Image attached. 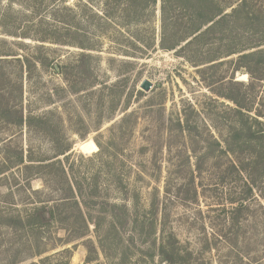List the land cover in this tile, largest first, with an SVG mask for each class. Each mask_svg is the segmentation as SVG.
<instances>
[{
  "label": "rangeland",
  "instance_id": "rangeland-1",
  "mask_svg": "<svg viewBox=\"0 0 264 264\" xmlns=\"http://www.w3.org/2000/svg\"><path fill=\"white\" fill-rule=\"evenodd\" d=\"M58 1L0 0V107L10 100L31 116L17 125L0 115V162L10 159L0 194L13 192L0 222L14 226L0 228V264H264V162L238 173L212 158L223 108L212 89L231 73V56L212 66L220 41L211 31L161 49L159 3L127 23L87 17V0L65 1L76 11L72 43L40 40L52 37ZM102 1L87 2L101 11ZM242 16L235 24L248 23ZM251 21L232 33L263 36V16ZM20 183L49 195L55 211L40 231L24 221L33 203ZM37 249L46 251L27 258Z\"/></svg>",
  "mask_w": 264,
  "mask_h": 264
},
{
  "label": "trees",
  "instance_id": "trees-1",
  "mask_svg": "<svg viewBox=\"0 0 264 264\" xmlns=\"http://www.w3.org/2000/svg\"><path fill=\"white\" fill-rule=\"evenodd\" d=\"M59 1L64 2L58 9L54 10L55 4L51 6L49 34L51 33L52 37L42 36L40 40L50 39L53 43L70 44L72 40L69 36L70 29L67 27L68 20L76 11L73 5L65 4L66 0ZM87 1L86 4L82 3L83 8L91 12L87 17L97 16L105 19L118 17L127 23L141 20L150 10L155 12V6L159 3V47L165 50L181 49L186 44L201 40L212 31V41H220V45L212 53V66L223 63V60L218 61L219 57L231 56L225 60L231 68L230 75L219 78L216 88L212 89L218 98L223 99L220 102L223 106L222 110L213 118L212 158L224 157L229 162V167L238 173L245 171V167L251 162L261 164L264 162V35L258 36V30L253 29L251 32L249 30L246 32L247 36L232 33L233 29L237 31L240 27V29L251 27L249 25L253 22L251 20L255 21L262 16L264 18V0H103L101 11ZM116 13L119 15L116 16ZM241 16L249 19L246 25L235 24ZM80 46L86 48L82 44ZM85 55L87 54L81 52L80 57L84 58ZM16 59L19 61V58ZM27 64L29 69V62L26 59ZM240 70L247 75V80L243 81L235 77V73ZM18 86L19 92H22V82ZM2 95L4 94L0 91V96ZM11 103L10 100L3 103L0 107V115L15 114V119L11 116L6 119L7 123L21 125L27 122L31 116H24L21 105L17 107ZM9 160L4 159L0 164ZM220 160L217 159V162ZM16 161L17 164H23L21 157ZM24 167L25 170L28 168L26 164ZM252 183L250 182V185ZM19 186H24L23 189L27 188L25 189L27 199L32 200L33 203L24 221L28 225L33 222L40 231L50 223L54 215V207L48 204L49 195L45 194L44 198L37 189L28 188L23 183ZM247 188L248 192L252 191L251 186L247 185ZM12 194V191L0 194L4 198L0 199V203L9 204V201L13 203ZM234 199L230 200L235 204L232 208L234 211H240L244 202ZM15 220L21 222L22 218L19 215ZM5 225L9 228L14 227L11 222H0V228ZM2 240L0 237V247ZM45 251V249H37L27 258L40 256ZM16 262L10 260L8 264ZM30 264L38 263L31 261Z\"/></svg>",
  "mask_w": 264,
  "mask_h": 264
},
{
  "label": "water",
  "instance_id": "water-1",
  "mask_svg": "<svg viewBox=\"0 0 264 264\" xmlns=\"http://www.w3.org/2000/svg\"><path fill=\"white\" fill-rule=\"evenodd\" d=\"M151 85V82L147 79H143L140 83V87L145 91L149 90Z\"/></svg>",
  "mask_w": 264,
  "mask_h": 264
}]
</instances>
